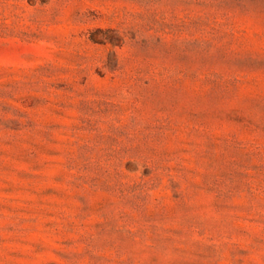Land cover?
<instances>
[{
    "label": "rangeland",
    "instance_id": "374dc122",
    "mask_svg": "<svg viewBox=\"0 0 264 264\" xmlns=\"http://www.w3.org/2000/svg\"><path fill=\"white\" fill-rule=\"evenodd\" d=\"M0 264H264V0H0Z\"/></svg>",
    "mask_w": 264,
    "mask_h": 264
}]
</instances>
